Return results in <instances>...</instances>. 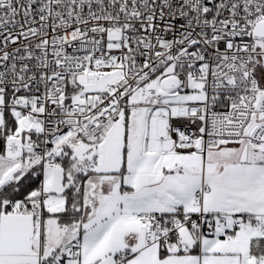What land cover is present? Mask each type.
<instances>
[{"label":"snow or ice","instance_id":"1","mask_svg":"<svg viewBox=\"0 0 264 264\" xmlns=\"http://www.w3.org/2000/svg\"><path fill=\"white\" fill-rule=\"evenodd\" d=\"M0 264H264V0H0Z\"/></svg>","mask_w":264,"mask_h":264}]
</instances>
